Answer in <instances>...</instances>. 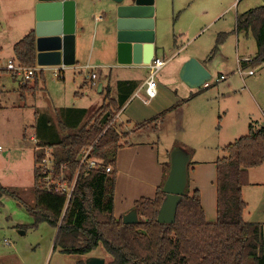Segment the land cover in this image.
I'll return each instance as SVG.
<instances>
[{"label":"crops","instance_id":"obj_1","mask_svg":"<svg viewBox=\"0 0 264 264\" xmlns=\"http://www.w3.org/2000/svg\"><path fill=\"white\" fill-rule=\"evenodd\" d=\"M19 1H21V4L15 7V0H0V39H2L0 41V70H6L8 62L14 60L15 45L32 31L35 32V12L38 0ZM24 1H26V3H24ZM75 1V64L72 66H65L63 64V48L61 42L51 48L47 45L48 40L36 36V66L43 69V73L41 72V75H37L38 86L36 89L32 88V90L30 89L27 92L21 93V78H13L10 73L3 74L0 77V112L8 109L2 101H4V97L7 94L6 84L10 83V78L18 85V93L25 99L24 105L27 107L28 104H26V102L28 99L31 97L35 100L39 92L41 90L43 91L46 87L48 81L44 73L45 71L50 73V71L53 72L55 68L63 66L68 67L64 70L63 80L65 83L74 82L75 85L77 83V78L71 75L67 78L66 72L71 71L74 75L77 73L82 74L84 79L81 86L86 90H90L89 92H93L95 88L99 95V98L96 99V103L90 110L91 112H89L88 107H74L68 109L57 108L56 106L54 107L55 111H53L52 104L46 97V112H41L39 110L34 112L35 123L38 122V117L41 119L42 114L45 113L47 117H49L48 120H50L46 125V117H42V129L39 132V137L43 140L56 141L66 133L61 126V119L59 116H65L66 118L70 117L69 120L72 121V123L81 125L85 122V118L88 115L91 114L93 117L97 113L105 103L106 96L110 95L111 99L114 101V107L119 109L116 115V124L121 126L120 128L123 132L129 133L130 137V140L123 139V141H121L122 147L119 149L117 157L118 175L114 196V213L115 217L120 219L135 209V203L138 200L144 198L154 199L156 197L158 189L163 187L166 181L164 165L168 163V161L161 160L160 158L161 146L163 151L170 156L171 151L175 147L181 146L177 142L178 133L188 132V126L185 124L187 119H180V115L181 112H184L186 108L185 105L200 96V93L197 92L200 91V88H192L180 78L182 67L191 57H195L206 66L210 73L212 72V60L214 57L210 58L211 54H209L204 58L203 56H199L195 50L191 53L186 52L185 46L181 43L179 44V37L181 35L185 36L186 33H192L193 38L198 37L199 32L205 27L212 28L214 22L219 19L222 13L212 9L214 0H201L199 6L202 7V10L199 13L191 10L193 2H190L187 8L181 9L184 12L188 10L190 13L188 26L185 28V32L177 34L175 31L170 30L162 21L164 14L159 4L155 2V58L164 59L167 64L159 71V77H156L157 95L150 98L146 93V82L150 73L149 67L146 65L122 64L119 62L116 32L113 25H111V16L105 8V4L108 0H100L99 2L98 0H93L90 4L88 1ZM175 9L173 11H175ZM202 16L206 17L204 19V24L200 27L198 20ZM170 38H173V49L177 51L166 56L167 52L170 53L173 51L172 43H169ZM217 41L218 38L214 44L215 46ZM239 46L240 45H238V48ZM53 48H55V50L51 51ZM238 48L237 51L239 50ZM213 49L214 48H212L210 53H212ZM221 53L220 51V54ZM256 55H246L238 59L237 62H239L244 69L252 67L250 62ZM259 67H264V63ZM259 67H257V70ZM99 70L106 71L104 76ZM93 73L97 75L95 79L89 77ZM232 73L236 72L234 71L231 72V74ZM222 75L229 78L228 74H220V76ZM242 75H244V73ZM245 75L253 76L255 72L252 75L249 73ZM72 79L73 81H71ZM221 81H216V83L218 84ZM225 82H227L225 84V89L228 90H235L238 86L232 81L229 82V80ZM34 83L35 82H33V84ZM211 86L204 88L208 89L211 88ZM78 96H83V94L79 93ZM178 103L179 106L177 108L171 109ZM60 111L61 113L63 112V115L58 114ZM203 112H209V107L200 106L195 112V116L205 119V131L203 132L202 130L195 133L191 140L187 138V140L192 143L189 144V147L192 145V147H194L193 151L189 152L191 165L189 168L188 188L191 194L196 190L200 192L201 203L206 214V219L210 223H215L218 220V160L213 148H219L221 145H217V143L212 144L210 141V134H205L209 129L210 132H213V130L209 125L208 118L202 117ZM162 113H165V115L158 120V122L152 123L146 127L137 128V125L149 121ZM68 123L69 122L66 121V125ZM153 125L154 128L151 129L150 126ZM254 130L257 129L254 128ZM163 131L168 133V135H172L175 139H171L170 147L168 145L164 146L163 143H161L160 134ZM173 133H175V137ZM24 136L26 137L27 135L25 134ZM34 137L35 136H32V138ZM153 137L157 138L158 141ZM40 138H36L38 144L39 141H41ZM197 138L198 141L195 142ZM201 140L204 142L208 140L207 143H210V145L203 144ZM184 141L186 140L182 141L183 145H186ZM0 147V183L5 187H14L6 181H9L10 175L12 179H15L13 160L15 152L12 146L7 143H2L1 133ZM251 170L249 172V184L243 188L242 192L243 199L247 203V209L243 217L244 220L248 222L252 221L246 216H250L251 218L252 207L250 208V204H253L252 199L249 198L248 192L254 190L251 188L255 186V183L251 180ZM5 198L7 197L3 198V203ZM253 222L262 224L264 232L263 220ZM18 223L14 225V228L26 230L25 233H28L29 229H24L22 227L33 224V219L32 222L28 220L25 225ZM22 235L24 234H21V236ZM39 245L40 243H33L31 247H23L24 244L20 243L18 240H10L7 244L0 242V264H45V259H41L40 256L36 255Z\"/></svg>","mask_w":264,"mask_h":264},{"label":"trees","instance_id":"obj_2","mask_svg":"<svg viewBox=\"0 0 264 264\" xmlns=\"http://www.w3.org/2000/svg\"><path fill=\"white\" fill-rule=\"evenodd\" d=\"M236 30L255 36L259 50L250 65L263 64L264 5L240 13ZM222 38L218 37L210 58L219 51L224 42H221ZM14 62L21 67H36L34 31L15 45ZM5 73L12 74L13 78L19 77L8 69L0 70V77ZM32 81L35 83L21 84L22 93L37 88V75ZM114 105L111 96L107 95L105 103L87 124L79 125L73 132L64 130L66 133L56 141H39L38 147L60 149L56 156L57 174L65 164L69 182L72 183L77 176L70 199L61 192L48 191L44 187L47 174L41 165L45 154L38 152L35 155L32 202L24 201L18 188L0 183V208L4 205L3 198L10 197L25 207L33 219V224L22 228L37 229L42 223L56 228L55 248H61L64 253L88 255L102 244L112 257L106 264H264L263 226L244 220L247 203L242 194L243 188L249 184L250 170L264 164V127L260 130L251 127L250 134L226 147L224 151L228 155L217 161V222L207 221L200 192L196 190L191 194L187 186L175 223L163 224L157 220L166 197L161 187L154 199L144 198L135 203L139 223L125 224L123 218L117 219L114 213L117 157L122 147L121 135L115 126L119 109ZM178 106L179 103L171 109ZM164 115L145 121L137 128L156 123ZM68 122L70 126L72 121ZM89 147H92L91 156L98 161V166L82 165L80 161L81 154ZM109 166L111 172L107 171ZM169 170L170 162L164 165L166 178Z\"/></svg>","mask_w":264,"mask_h":264},{"label":"rangeland","instance_id":"obj_3","mask_svg":"<svg viewBox=\"0 0 264 264\" xmlns=\"http://www.w3.org/2000/svg\"><path fill=\"white\" fill-rule=\"evenodd\" d=\"M82 1H88L90 4L93 0ZM99 1L100 0H98V2ZM155 2L159 4L164 14L162 21L170 30L175 31L177 34L185 32L184 30H186L185 28L188 26L187 24L190 20L189 11L186 10V12H184L181 10L182 8H187L188 4L193 2L191 10L196 13L202 10V7L199 6L201 0H155ZM24 3H26V1H24ZM107 3L108 2H106V4ZM19 4H21V1L15 0L14 6L17 7ZM100 4L102 5L101 2ZM263 5L264 0H214L212 9L222 13L219 19L214 22V26L212 28L205 27L199 32V36L195 38H193L192 33H186L185 36L181 35L179 37V44L181 43L185 46L186 52L191 53L195 50L199 56H203L204 58L212 54L210 52L212 48H214L213 46H215L214 44L218 36L223 37L221 42H224L220 44V50L215 54L212 60V78L209 80L212 85L211 88L205 89L203 86L200 87V91H197L200 93V96L185 105L186 108L184 112H181L180 119H187L185 124L188 126V132L178 133L177 142L181 145L180 147L177 146L178 148H182L188 153L193 151L194 147H192L193 145L189 147V144L192 143L189 142L187 138L191 140L195 133L202 130L203 132L205 131V119L195 116V112L200 106L209 107V112H203L202 117L208 118L209 125L213 132H210L209 129L205 134H210V141L212 144L217 143V145H221L219 148H213L216 152L217 160L228 155L227 152L224 151L226 147L235 143L239 138L249 135L251 127L257 130L264 127V67L254 66L244 69L243 66L241 67L239 62H237L238 59L246 55H256L259 50L257 42L252 33L245 35L243 33H238L236 30L237 16L240 13ZM174 9L175 11H173ZM205 17L206 16H202L199 18L198 23L200 27L204 24ZM1 40L2 39H0V41ZM170 42L172 43L173 51L170 53L167 52L166 56L177 51L173 49V38H170L169 43ZM238 45H240L239 48ZM237 48L239 49L238 51ZM220 51L222 52L221 54ZM257 67H259L258 70ZM67 68L68 67H65L64 70ZM250 70H253L255 75H245ZM99 71L104 76L106 71ZM234 71L236 73L231 74V72ZM44 73L48 83H46L44 90L39 92L35 100L31 97L28 99L26 102V104H28L27 107L24 105L25 99L18 93V85L12 78H8L10 83L6 84L7 94L4 97V101H2L8 109L0 112L2 143H7L12 146L15 152L13 156L15 179H12L10 175L9 181L6 182L14 187H18L21 198L29 203L32 202V192L34 188L35 155L40 152L39 148H37L38 143L36 138H39V132L42 129L41 119L35 123L34 112L36 110L46 112L47 104L45 97L48 98L52 104L53 111H55L54 107L56 106L57 108L68 109L74 107H88L89 112H91V108L96 103V99L99 98L97 89L94 88L93 92H89L90 90H86L81 86L84 79L82 74L77 73L74 75L71 71L66 72L67 78H69V75L77 78V83L75 85L74 82L65 83L63 78L55 77L54 73L51 71L50 73L47 71ZM243 73L244 75H242ZM220 74L229 75L227 80L238 85L235 90L225 89V84L227 83L225 81L227 80L221 81L218 84L216 83ZM37 75H41V72ZM156 77L158 78L159 75ZM71 81H73V79ZM79 93H82L83 96H78ZM42 117L48 119L46 113L42 114ZM91 117V114L88 115L85 118V122L81 125L87 124V122L93 118ZM59 118L61 119L62 128L68 133L73 132L76 127L79 126L73 123H71L70 126L69 123L66 125L65 122L69 120L65 116H59ZM115 126L119 130L121 141H123V139L130 140L129 133L123 132L120 128L121 126H118L116 122ZM150 127L153 129L154 125ZM25 134L27 135L26 137L24 136ZM160 135L161 143H163L164 146L168 145L170 147L171 139L173 138L172 135H168V133L164 131ZM32 136L35 137L32 138ZM173 136H176L175 133H173ZM153 138L158 141L157 138ZM183 140H186L184 141L186 145H183ZM197 141L198 138L195 142ZM201 142L210 145V143H207L208 140L207 142L201 140ZM52 150V153L54 155L56 154V156L60 153V149L58 148H52ZM42 151L44 150L42 149ZM160 158L161 160L170 162V156L163 151L162 146ZM251 180L255 183V186L251 188L254 190L248 192L249 198L252 199L253 202L252 205L250 204V208L252 207V216L251 218L250 216L246 217L252 220L251 222H256L257 220L264 221V164L251 170ZM28 220L32 222V218L25 207L10 197L5 198L4 205L0 208V242L7 244L10 240H18L20 243L24 244L23 247H31L33 243H40L36 255L40 256L41 259H45V264H86L90 256L105 258L107 262L112 260L111 255L105 250L102 244L88 255L64 253L61 248H55L57 229L48 223L40 224L37 229L29 228L28 233L21 236L22 232H26V230L16 229L14 225L18 222L25 225Z\"/></svg>","mask_w":264,"mask_h":264},{"label":"water","instance_id":"obj_4","mask_svg":"<svg viewBox=\"0 0 264 264\" xmlns=\"http://www.w3.org/2000/svg\"><path fill=\"white\" fill-rule=\"evenodd\" d=\"M110 14L118 42V59L122 64L148 66L156 56L155 0H108ZM35 33L48 40L51 48L62 43L63 64H75L76 1L38 0L35 12ZM55 50V48L51 49ZM180 78L192 88H200L212 75L197 58H190L182 67ZM190 154L182 148L173 149L170 170L163 186L166 197L158 214V222L173 224L176 213L188 186ZM125 224L139 223L137 211L123 217ZM25 234V232H22ZM86 264H106L100 257H89Z\"/></svg>","mask_w":264,"mask_h":264},{"label":"built area","instance_id":"obj_5","mask_svg":"<svg viewBox=\"0 0 264 264\" xmlns=\"http://www.w3.org/2000/svg\"><path fill=\"white\" fill-rule=\"evenodd\" d=\"M166 64H167V62L164 59L154 58L152 63H150L148 65V67L150 69V73H149V76H148V79L146 82V93H147L148 97L153 98L157 95L156 76L158 75L159 71ZM64 68H65V66L55 68L53 70L54 76L57 78H64ZM7 69L17 73V75L21 78L22 84H26L29 81H32L39 72L43 71V69H41L38 66L30 67V68L21 67V66L17 65L14 62V60L9 61ZM248 73L252 75V74H254V71L250 70ZM89 77L91 79H95L97 77V75L95 73H93ZM224 79H227V77L222 75L219 77L217 82L224 80ZM209 86H211V83L209 81L203 85V87H209ZM37 148H39L40 152H44V154H45V158L43 159V163L41 165L47 174V176L44 178V183H45L44 187L48 191L55 190V191L61 192V193L65 194L68 199H70V197L74 191L75 185H76L77 176L73 180L72 183L69 182L68 174H67V170H66L67 167L65 164H63L61 166L60 174H57L56 167H55V165H56V154L54 155L52 153V151H53L52 148H49V147L41 148V147H38V145H37ZM42 149L44 151H42ZM91 151H92V147H89L81 154L80 161H81L82 165L88 164L90 167L98 166L99 163L96 159H94L91 156ZM111 169H112L111 166L107 167L108 172H111Z\"/></svg>","mask_w":264,"mask_h":264}]
</instances>
